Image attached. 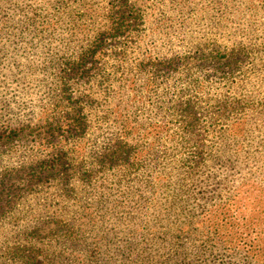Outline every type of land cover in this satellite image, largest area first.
<instances>
[{"label": "rangeland", "instance_id": "rangeland-1", "mask_svg": "<svg viewBox=\"0 0 264 264\" xmlns=\"http://www.w3.org/2000/svg\"><path fill=\"white\" fill-rule=\"evenodd\" d=\"M254 27L264 30V0H0V123L8 122L12 130L24 127L18 135L0 141V180L9 177L7 184L15 190L26 185L20 188V197H13L11 207L6 206V214L10 210L18 216L24 214V221L29 222L52 213L38 202L40 188L41 197L52 193L49 183H27L28 167L38 165L55 142L56 135L45 133L55 123L43 125L41 119L40 104L47 91L57 93L69 86L71 96L90 100L88 113L94 117L80 137L86 147L91 141L99 147V140L110 137L101 128L113 124L110 111L117 101L115 93L127 85L128 77L134 74L137 85L144 88V76L139 72L145 70L154 73L155 80L169 83L166 74L184 69L186 62L166 65L162 60L187 51L186 46L198 47L192 59L205 63L199 67L202 72H213L219 66L212 59L205 61L215 55V49L236 55L239 68L235 75L250 82L253 88L248 91L264 90V36L262 31L254 34ZM238 52L255 57L259 64L247 65ZM231 77L227 80L222 71H216L208 77V85L219 92L234 79ZM243 88L246 90L242 86L230 92ZM248 100L243 106L250 120L248 127L257 126V132L251 149L240 155L245 156L242 162L212 164L207 153L211 133L195 137L199 143L197 184L190 186L185 171L179 177L187 182L180 193L181 203L191 212L182 220L201 215L190 224L195 247H223V256L230 255L228 248H241L264 264V94ZM244 111L223 120L222 128L244 116ZM207 116L205 112L198 116L199 125L206 123ZM169 118L161 110L148 112L138 122L143 126L151 123L146 131L152 137H131L129 141H138L140 148L154 141L162 151L176 152L181 147L178 136L176 144L154 124ZM67 122L65 117L64 125ZM232 128L236 130L238 125ZM141 149L159 154L150 147ZM145 176L156 182L154 172L146 171ZM113 183L98 213L96 208L90 210L103 220V227L114 226L118 238L139 225L153 233L149 226L153 220L157 235L169 228L168 222L152 215L153 208L167 198L164 187L127 183L126 179ZM28 185L32 196L38 192L36 200L25 192ZM89 201L85 197L83 204ZM234 257L235 263L242 261L240 254ZM249 262L251 259L244 263Z\"/></svg>", "mask_w": 264, "mask_h": 264}, {"label": "trees", "instance_id": "trees-1", "mask_svg": "<svg viewBox=\"0 0 264 264\" xmlns=\"http://www.w3.org/2000/svg\"><path fill=\"white\" fill-rule=\"evenodd\" d=\"M260 31L264 36V30L254 27V34ZM186 47L187 51L182 50L162 60L166 65L180 63L181 60L186 62L184 69L166 74L167 78L170 77L169 83L155 80V74L145 70L139 72L144 76V88L137 85L134 74L128 77L127 85L115 93L117 101L110 111L113 124L101 128L104 134L110 132V137L105 141L104 138L99 140V147L93 141L86 147L80 137L94 117L88 113L92 108L90 100H81L77 94L71 96L67 90L69 86L57 93L47 91L44 104H40L41 119L43 125L55 123L49 132L45 130V133L56 135L53 136L55 142L52 146L50 144L48 153L38 165L28 167L27 183L37 186L38 183H49L52 193L41 197L40 188L38 202L45 204L52 213H45L43 218L38 216L29 222L24 221V214L18 216L12 210L6 214V206L11 207L13 197H20L21 189L26 185L15 190L7 184L9 177L0 180V264H245L248 259H251L250 264H261L247 252L242 253L241 248H228L230 255L223 256V252L226 253L223 247H195L191 243L194 238L190 234V224L201 215L182 220L191 213L186 203H181L182 187L187 182L192 187L198 179L195 169L199 143L195 137L202 136L204 132L211 133L207 135L210 136L207 153L212 164L221 166L223 163L232 165L236 161L242 162L245 156L240 155L251 149L257 132V126L248 127L250 120L246 118L248 112L243 106L248 104L249 97L264 94L261 88L259 91H248V88H253L250 82L235 75L239 68L236 55L215 49V55L210 54L205 61L212 59L219 66L213 72H202L200 68L205 63L192 59L199 52L198 47ZM238 54L247 65L259 64L255 57L242 52ZM216 71H222L227 80L232 75L234 77L226 89L222 88L219 92H214L208 85V77ZM242 86L246 90L230 92ZM67 93L69 97H66ZM156 109L170 117L169 120L154 122L161 127L159 132L169 133L176 144L175 135L180 139L181 147L176 148L174 153L162 151L154 141L141 148L150 147L159 154L153 151L144 153L138 141L128 139L152 137L146 131L151 123L143 126L138 121L146 119V114ZM243 111L246 112L244 116L222 128L223 120H229ZM204 112L208 118L204 125H199L198 116L204 115ZM65 117L67 125H64ZM233 124L238 125L236 130H232ZM16 129L12 130L9 123L3 120L0 123V141L18 135L24 127ZM146 171L155 173V183L147 179ZM183 171L187 182L179 178ZM96 173L102 175L97 176ZM124 179L127 183L157 184L165 188L167 198L153 208L152 215L154 219L159 217L160 221L168 222V229L157 235L159 229L155 228L153 220L149 224L153 233L139 225L118 238L114 226L103 227V220L100 222L99 216L90 210L96 208L97 212L98 206L107 198L109 186ZM169 180L171 184H168ZM30 187L28 185L25 192L36 200L38 192L32 196ZM85 197L90 199L87 205L83 204ZM165 240L168 244L173 243L174 247L170 248L163 242ZM236 254H240L242 261L235 263L232 260Z\"/></svg>", "mask_w": 264, "mask_h": 264}]
</instances>
